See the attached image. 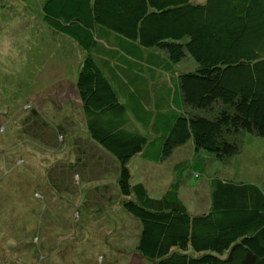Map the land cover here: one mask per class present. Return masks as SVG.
Returning a JSON list of instances; mask_svg holds the SVG:
<instances>
[{"label":"trees","instance_id":"obj_1","mask_svg":"<svg viewBox=\"0 0 264 264\" xmlns=\"http://www.w3.org/2000/svg\"><path fill=\"white\" fill-rule=\"evenodd\" d=\"M38 1L42 22L83 53L74 86L85 129L118 162L138 254L154 264H264V184L211 176L210 205L192 213L179 193L186 160L159 197L132 183L128 167L136 155L164 161L189 139L229 165L247 133L264 137V0ZM186 58L193 69L178 72Z\"/></svg>","mask_w":264,"mask_h":264},{"label":"rangeland","instance_id":"obj_2","mask_svg":"<svg viewBox=\"0 0 264 264\" xmlns=\"http://www.w3.org/2000/svg\"><path fill=\"white\" fill-rule=\"evenodd\" d=\"M0 5V264H154L136 251L140 223L120 204L117 160L86 132L74 86L82 51L42 22L40 1ZM178 160L189 164L179 193L192 213L210 205L211 176L264 184V137L248 133L229 165L190 139L161 162L136 155L131 182L159 197Z\"/></svg>","mask_w":264,"mask_h":264}]
</instances>
